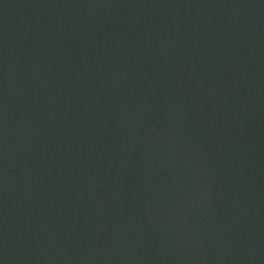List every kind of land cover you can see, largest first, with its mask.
Instances as JSON below:
<instances>
[{
	"label": "water",
	"instance_id": "obj_1",
	"mask_svg": "<svg viewBox=\"0 0 264 264\" xmlns=\"http://www.w3.org/2000/svg\"><path fill=\"white\" fill-rule=\"evenodd\" d=\"M0 264H264V0H0Z\"/></svg>",
	"mask_w": 264,
	"mask_h": 264
}]
</instances>
